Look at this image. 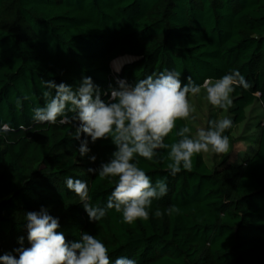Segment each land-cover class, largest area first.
<instances>
[{
  "label": "trees",
  "instance_id": "16d2710c",
  "mask_svg": "<svg viewBox=\"0 0 264 264\" xmlns=\"http://www.w3.org/2000/svg\"><path fill=\"white\" fill-rule=\"evenodd\" d=\"M125 56L133 60L118 72L113 64ZM166 70L197 85L235 70L251 85L231 94L229 151L212 163L197 154L192 170L175 176L168 149L152 161L137 157L153 184L165 180L167 194L153 201L148 220L128 224L110 209L92 222L66 180L86 182L91 204L106 207L116 178H100L98 169L115 145L110 138L92 143L83 133L75 138L79 122L35 123L33 110L48 90L42 80L75 89L91 77L107 102L117 79L135 85ZM254 104L263 115L243 136L249 149L237 156L234 132ZM4 124L10 129L0 132V255L18 258L21 237L30 247L25 215L45 208L69 243L87 232L106 245L113 264L121 256L137 264H264V0H0ZM185 124L194 136L192 124L178 120L165 143L179 139L175 132ZM85 139L90 151L81 157ZM171 206L179 211L168 215ZM157 210L165 214L157 217Z\"/></svg>",
  "mask_w": 264,
  "mask_h": 264
},
{
  "label": "clouds",
  "instance_id": "9594fccd",
  "mask_svg": "<svg viewBox=\"0 0 264 264\" xmlns=\"http://www.w3.org/2000/svg\"><path fill=\"white\" fill-rule=\"evenodd\" d=\"M116 70L119 71V67ZM116 83L118 87H109L110 97L105 102L91 77H84L75 89L65 83L57 85L54 81L42 80L43 87L48 89L42 93L45 104L33 110L32 119L37 124L79 122L75 138L79 139L83 133L91 137L92 143L111 139L116 150L111 160L98 169L100 178H116L106 207L91 204L86 182L68 178L66 185L80 198L90 221L99 222L107 215V210L114 209L122 214L125 223L131 224L136 220H148L153 201L168 192L165 180L153 184L151 177L138 165L137 157L152 161L158 149H168L170 162L167 169L175 176L182 169L191 171L193 157L197 154L209 151L226 154L229 151V137L224 132L232 127V120L227 117L208 121L207 129L198 128L194 136L185 124L175 132L179 139L165 143L178 120L195 118L192 114L196 109L189 96H196L203 90L213 107L227 111L233 104L231 94L235 88L248 89L251 85L235 70L216 80L208 78L201 85L195 84L191 77L184 83L179 72L167 70L138 80L135 85L123 79H117ZM21 103L17 99V108ZM9 129L10 126L4 124L0 132ZM88 143L87 139L81 141V157L90 151ZM95 159V156L91 157L92 161ZM95 171L89 169V172ZM178 211L175 206L166 209L168 215ZM164 214L160 210L155 212L157 217ZM25 220L30 247H23L24 238L21 237V247L14 250L18 258L11 253L0 255V264H113L106 245L87 232L81 233L78 241L69 243L64 233L58 231L59 219L50 215L47 209L28 211ZM114 264L137 262L121 256Z\"/></svg>",
  "mask_w": 264,
  "mask_h": 264
},
{
  "label": "rangeland",
  "instance_id": "374dc122",
  "mask_svg": "<svg viewBox=\"0 0 264 264\" xmlns=\"http://www.w3.org/2000/svg\"><path fill=\"white\" fill-rule=\"evenodd\" d=\"M133 60L132 57H121L115 60L113 64V68L116 70L117 67H121V65L125 62H131ZM190 101L193 103L196 111L192 114L195 118H189V122L192 124V126L197 130L198 128H205L208 127V121L212 120L214 118V115L216 114V118H229V114L227 111H221V109L213 107L206 99V94L202 90L200 94L196 96H189ZM247 115H248V122L240 125L237 130H235L234 135L236 138H238L234 144V148L232 151V154H236L237 156H240L243 154L247 149H249V144L245 141L246 136L251 129V123L255 122L259 117L263 115V108L260 104H254L250 106L247 109ZM196 133V131H195ZM205 158L209 162H214L221 154H215L211 151L204 153Z\"/></svg>",
  "mask_w": 264,
  "mask_h": 264
},
{
  "label": "water",
  "instance_id": "95a60500",
  "mask_svg": "<svg viewBox=\"0 0 264 264\" xmlns=\"http://www.w3.org/2000/svg\"><path fill=\"white\" fill-rule=\"evenodd\" d=\"M127 63H130V62H127ZM127 63H126V64H127ZM121 69H122V68H121ZM120 71H121V70H120ZM120 71H118V72H120Z\"/></svg>",
  "mask_w": 264,
  "mask_h": 264
}]
</instances>
